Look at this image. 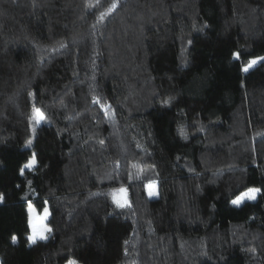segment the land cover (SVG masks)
<instances>
[{"label":"trees","instance_id":"16d2710c","mask_svg":"<svg viewBox=\"0 0 264 264\" xmlns=\"http://www.w3.org/2000/svg\"><path fill=\"white\" fill-rule=\"evenodd\" d=\"M113 2L0 0V264H264V0Z\"/></svg>","mask_w":264,"mask_h":264},{"label":"snow or ice","instance_id":"6c2138e0","mask_svg":"<svg viewBox=\"0 0 264 264\" xmlns=\"http://www.w3.org/2000/svg\"><path fill=\"white\" fill-rule=\"evenodd\" d=\"M117 7V3L114 2L111 4L109 11L114 10ZM233 57L235 59H239L240 54L239 53H233ZM260 60H264V57L259 58ZM258 63V59H251L249 60L247 66L242 68L243 72H248L250 68H252L254 65ZM94 103H100V100L97 97H93ZM110 106L104 105L103 109L107 115L109 111ZM35 124L39 125L41 122L45 120L44 115L38 108H33V117ZM35 131V129H33ZM29 145L31 144V141L28 142ZM37 161L35 154L23 165V167L20 168V175L23 176L25 173V169L31 171L36 167ZM147 194L149 197H154L157 195L155 182H149L146 185ZM261 192L260 188L257 187H250L246 191L242 192L240 195L236 196L234 199L231 200V204L235 206H240L241 203H243L245 200L253 201L257 198V195ZM112 201L113 203L118 207L122 208L125 207L128 203L127 201V190L123 187L114 190L112 193ZM4 199L3 195L0 194V202H2ZM47 203V202H45ZM49 215L48 208H44L43 216L37 217L35 214V209L32 204L28 205V225L31 229V234L27 236V240L30 245L35 244L37 240H44L46 239V232L51 231L49 228L44 227L43 222L47 219ZM37 224H39V228L37 227ZM17 237L14 235L12 237L13 243L16 242ZM67 264H77L75 260H68Z\"/></svg>","mask_w":264,"mask_h":264},{"label":"rangeland","instance_id":"374dc122","mask_svg":"<svg viewBox=\"0 0 264 264\" xmlns=\"http://www.w3.org/2000/svg\"><path fill=\"white\" fill-rule=\"evenodd\" d=\"M262 60L258 59V63L261 62ZM257 63V64H258ZM256 64V65H257ZM255 66V65H254ZM32 152L29 149H24V151L21 154V160L23 165L25 163H27V161L32 157ZM0 194L3 195V192H1ZM157 196V195H156ZM154 196V197H156ZM246 201V200H245ZM242 204V203H241ZM45 208V207H44ZM44 208L40 211H37L35 208V214L37 217L43 216L44 213ZM27 211H28V206H27ZM48 218V217H47ZM47 220V219H46ZM46 220L43 222L44 227L48 228L46 225ZM37 227L39 228V224H37ZM47 233V232H46ZM45 233V235H46ZM30 234H31V229H30ZM29 234V235H30ZM68 260H75L77 262V264H103L102 258L100 254H95L92 255L90 257L84 256V257H77V256H71V257H65L61 259V263L62 264H67Z\"/></svg>","mask_w":264,"mask_h":264}]
</instances>
